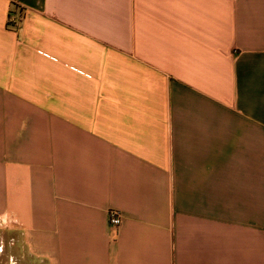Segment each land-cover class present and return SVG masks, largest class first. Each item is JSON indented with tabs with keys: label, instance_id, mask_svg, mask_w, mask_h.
I'll return each instance as SVG.
<instances>
[{
	"label": "crops",
	"instance_id": "crops-1",
	"mask_svg": "<svg viewBox=\"0 0 264 264\" xmlns=\"http://www.w3.org/2000/svg\"><path fill=\"white\" fill-rule=\"evenodd\" d=\"M1 254L264 264V0H0Z\"/></svg>",
	"mask_w": 264,
	"mask_h": 264
},
{
	"label": "built area",
	"instance_id": "built-area-1",
	"mask_svg": "<svg viewBox=\"0 0 264 264\" xmlns=\"http://www.w3.org/2000/svg\"><path fill=\"white\" fill-rule=\"evenodd\" d=\"M110 223L114 228L120 227V225L122 223V218H121V215L118 211H111Z\"/></svg>",
	"mask_w": 264,
	"mask_h": 264
},
{
	"label": "rangeland",
	"instance_id": "rangeland-1",
	"mask_svg": "<svg viewBox=\"0 0 264 264\" xmlns=\"http://www.w3.org/2000/svg\"><path fill=\"white\" fill-rule=\"evenodd\" d=\"M18 24H19V22H15V25H12L14 28H17V26H18ZM17 124H15V125H13V131H15L16 129H17ZM26 158H28V159H30V157H26ZM0 264H3V255L1 254L0 255Z\"/></svg>",
	"mask_w": 264,
	"mask_h": 264
},
{
	"label": "trees",
	"instance_id": "trees-1",
	"mask_svg": "<svg viewBox=\"0 0 264 264\" xmlns=\"http://www.w3.org/2000/svg\"><path fill=\"white\" fill-rule=\"evenodd\" d=\"M10 24H12V23H10Z\"/></svg>",
	"mask_w": 264,
	"mask_h": 264
}]
</instances>
